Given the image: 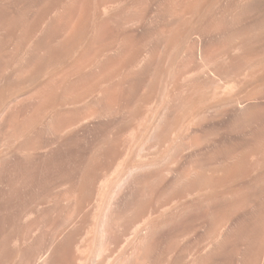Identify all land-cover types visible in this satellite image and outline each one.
Listing matches in <instances>:
<instances>
[{
  "label": "bare ground",
  "instance_id": "obj_1",
  "mask_svg": "<svg viewBox=\"0 0 264 264\" xmlns=\"http://www.w3.org/2000/svg\"><path fill=\"white\" fill-rule=\"evenodd\" d=\"M0 264H264V0H0Z\"/></svg>",
  "mask_w": 264,
  "mask_h": 264
}]
</instances>
